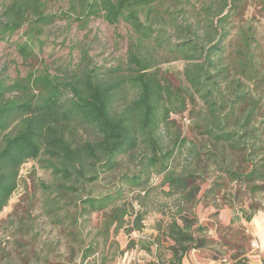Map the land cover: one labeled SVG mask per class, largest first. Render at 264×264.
<instances>
[{
	"label": "trees",
	"instance_id": "obj_1",
	"mask_svg": "<svg viewBox=\"0 0 264 264\" xmlns=\"http://www.w3.org/2000/svg\"><path fill=\"white\" fill-rule=\"evenodd\" d=\"M72 2L85 19L100 16L109 25L123 22L131 28L135 40L127 54L128 72L114 69L106 74L96 66H84L63 76L40 70L10 83L0 79V213L17 190L20 170L27 162L43 164L55 178L92 182L99 173H113L120 160L129 157L138 168L134 174L122 176L125 183L142 189L155 172L162 176V184L180 194L187 212L192 211L193 196L199 192L194 180L213 167L215 175L198 201H223L236 220L249 223L264 210L255 206L264 199V70L247 37L227 61L222 38L211 41L208 32L200 36L192 24L180 25L171 16L162 20L158 0ZM227 7L230 4L222 0L216 16ZM53 18L45 14V0H0V43L27 25L25 40L16 44L18 54L27 60L33 56L39 31ZM227 18L225 14L219 22L225 23ZM165 24L184 37L170 41L163 33ZM207 28L216 35L211 23ZM150 43L185 62L186 92H175L153 70L154 58L145 48ZM197 100L203 105L195 114L199 140H175L191 157L190 166L177 172L171 166L173 150L161 148L160 125L168 121L173 101L183 112L187 105L196 111ZM80 129L89 131L92 138L79 140ZM229 185L237 190L238 200L229 199ZM121 194L117 188L112 194L81 199L75 214L102 212L99 234L106 238L111 228L116 232L125 223L127 204L120 202ZM184 211L181 206L166 228L171 264H181L197 242V229L191 227ZM141 220L137 213L135 226L127 232L137 230ZM91 254V247L84 249L79 264H88ZM249 262L246 258L240 264Z\"/></svg>",
	"mask_w": 264,
	"mask_h": 264
},
{
	"label": "rangeland",
	"instance_id": "obj_2",
	"mask_svg": "<svg viewBox=\"0 0 264 264\" xmlns=\"http://www.w3.org/2000/svg\"><path fill=\"white\" fill-rule=\"evenodd\" d=\"M72 1L45 0V14L54 18L39 31L29 59L23 60L16 50V44L25 40L23 33L27 25L0 43V79L10 83L40 70L63 76L84 66H96L106 74L114 69L123 74L128 72L127 54L131 41L135 40L131 28L123 22L109 25L100 16L85 19ZM227 3L230 9L227 7L221 15L227 14L225 23L219 22L221 16H216L222 0H158L156 5L162 20L168 21L171 16L180 25L192 24L200 36L208 32L211 41L222 38L227 61L235 56L237 48L243 45V38L247 37L258 66L264 70V0H227ZM78 17L84 21H76ZM209 23L217 31L216 35L207 28ZM165 25L167 31L163 33L170 41L184 37V33ZM145 48L154 58L153 70L175 92H186L185 62L173 59L163 47L152 43ZM196 104V111L187 105L181 112L178 103L173 101L169 105L173 111L168 121L160 125L161 148L173 150L171 166L177 172L190 166L191 157L175 140L178 137L186 138L187 142L199 140L195 114L203 110V105L199 100ZM90 138L89 131L79 130V140ZM137 168L134 161L124 157L113 173H99L92 182H75L55 178L38 162L25 163L19 173L18 188L0 213L3 264H79L87 247L92 248L86 260L88 264H171V242L166 237V228L181 206L191 227L197 229L195 248L186 253L181 264H240L246 258L264 262V252L255 247L258 245L256 230L264 218V210L245 223L236 220L223 201H198L215 175L213 167L194 180L199 192L193 196L196 203L190 212L180 194L162 184V176L155 172L142 189L125 183L122 176L134 174ZM229 187H232L229 199L238 200L237 190L234 191L233 185ZM117 188L122 190L120 202L127 204L125 223L116 232L111 228L107 237L102 238L99 234L102 212L77 217L75 207L81 204V199L112 194ZM191 188L190 185L188 190ZM256 202L255 206L264 207V199ZM137 213L142 216L141 224L137 230L127 232L135 226Z\"/></svg>",
	"mask_w": 264,
	"mask_h": 264
},
{
	"label": "crops",
	"instance_id": "obj_3",
	"mask_svg": "<svg viewBox=\"0 0 264 264\" xmlns=\"http://www.w3.org/2000/svg\"><path fill=\"white\" fill-rule=\"evenodd\" d=\"M256 237L258 240L257 250L259 252H264V218H262L261 222L258 223V227L256 230ZM251 261L254 263L260 262V263L264 264V262L258 258H253Z\"/></svg>",
	"mask_w": 264,
	"mask_h": 264
},
{
	"label": "built area",
	"instance_id": "obj_4",
	"mask_svg": "<svg viewBox=\"0 0 264 264\" xmlns=\"http://www.w3.org/2000/svg\"><path fill=\"white\" fill-rule=\"evenodd\" d=\"M255 247H257V245H255ZM248 264H262V263H260V262H258V263H254V262H252V261L250 260V262H249Z\"/></svg>",
	"mask_w": 264,
	"mask_h": 264
}]
</instances>
